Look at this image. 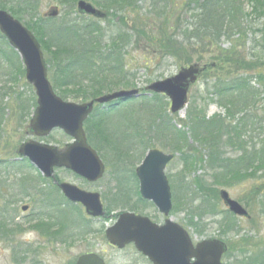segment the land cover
Instances as JSON below:
<instances>
[{
	"label": "trees",
	"instance_id": "16d2710c",
	"mask_svg": "<svg viewBox=\"0 0 264 264\" xmlns=\"http://www.w3.org/2000/svg\"><path fill=\"white\" fill-rule=\"evenodd\" d=\"M55 1L67 8V10L64 9V17L56 18L57 20L45 19L38 15L40 0H2L0 1V9L11 11L18 19L28 18L25 26L31 33L35 34L43 53L46 54L49 79L54 91L74 88V92L81 94L75 98L76 100L80 99L82 102H87L120 87L131 86L132 84L127 81L128 71H126L125 60L127 53H129L127 50L130 49L145 50L152 62L155 61L160 64L165 60L172 59L190 64L194 60L201 62L207 58L220 64L229 61L234 62L239 67V71L235 70L233 73L238 74L237 78L222 77L220 74L207 77L212 85L211 88L214 90L211 95L214 94L215 99L224 110L223 115L217 114L207 118L206 108L192 103L187 110L186 119L183 121V127L189 131L185 133L172 125V119L166 111L168 103L165 97L158 95H152L150 99L142 97L141 101L143 100L149 109L145 111L148 115L145 121L147 125L140 127V132L138 128L135 135L136 145L142 147L143 157L147 151L155 149L156 143L160 144L163 150L168 149L171 154L178 152L180 154L179 160L185 164L187 175L192 170L193 165L206 164L208 169L214 173L213 183L216 186L229 187L233 182L241 183V181L255 179L264 184V127H260V133L255 137L249 136L246 131V127H250L251 122H255V126L264 122V118L261 117V115L264 116V107L262 104H258L264 93V74L259 71L260 66L256 62L248 60L246 62L243 58L239 59L237 52L232 53L234 59H229L227 55L231 52L221 48L225 41H233L231 40L233 37H238L242 33L241 3L244 0H87L94 6L107 10L105 12L107 18L104 22L106 25L111 24L110 26H113L109 30L112 34L107 41L104 38L109 28L102 27L98 20L80 17L76 15V12L77 20L74 19L73 22L68 18L70 13L75 11V5L80 0ZM176 1L177 4L181 5L180 10L182 9L179 14L174 13ZM246 1L250 2L252 12L257 14L261 12L264 15V0ZM140 3L145 8L139 6ZM117 15L119 16L118 22L114 26L109 17L115 18ZM261 43L264 46V36ZM1 44L5 48L0 50V66L6 68L5 74L12 78L11 81L14 79L12 75L15 72L24 76L23 66L14 63V59H19L18 55L9 48L2 34H0ZM210 64L214 63L206 64L207 69ZM7 71L9 72L7 73ZM253 72L256 74L252 79L251 73ZM253 81L255 84H252ZM8 91L6 89L0 90V133L6 117L10 115L6 113L7 109H10L9 106L2 104L4 97L10 94V90ZM20 96L21 94L17 95V97ZM25 102L20 99L18 109H16V104L12 109V112L15 111L13 114L18 116L20 123L28 117L29 111L31 113L36 108L35 98L31 105H24ZM115 109L111 107L108 111L111 113ZM93 115L94 113L85 124V132L90 145L92 147L95 145L97 147L104 146V150H108L101 154L100 150L94 147L101 159L110 160L109 163L111 164L124 165V160L131 159L134 155L131 154L133 157L130 155L128 157L129 151L122 149L120 140L113 141L114 136L117 135H114L115 132L112 130L106 129L101 122L104 116H108L107 114L100 111L95 117ZM137 127L138 124L136 123L128 126L131 131ZM146 131L154 134V137L146 138L141 135L147 134ZM256 131L258 132V130ZM261 138L263 139L261 140V147L257 148L255 139L259 141ZM190 140L192 144L189 143ZM193 144L196 145L197 150L201 151H198L200 155L194 150ZM227 149L230 153L225 152ZM19 163L23 166L22 162ZM105 163L108 166V162ZM7 165L13 166L12 163L0 161V168L2 167L5 173H7ZM24 167L31 166L25 162ZM134 172L135 170L130 172V175L135 180ZM192 184L193 189L198 195H201L199 190L204 189L202 179L195 178L192 180ZM20 186L22 187L21 193L25 194L24 192H26L28 194L27 191L22 192L24 185L21 184ZM182 187V202L179 199L175 200L174 207L175 209L186 210L188 217H190L189 225H193L194 215L202 220L205 214H215L213 206L209 209H204L201 206L206 204V200L201 201L198 206H193L195 202L191 196H188L190 185H182ZM50 189L59 192L55 186ZM206 191L208 190L206 189ZM210 191L213 192L218 201L217 191L214 189ZM114 193L112 199L113 203L117 204L116 207L131 212L138 210V204L134 207L126 205L129 198H127L128 194L125 191L117 188ZM41 194L47 197L44 200V205L48 215L52 209L51 216L42 215L43 219H49L45 223L51 229L53 226L60 229H58L59 233H52L50 228L42 222L34 225L33 228L39 230L47 242L52 243L58 240L61 231L66 228V216L69 215L66 212L61 215L62 212L59 209L64 207L68 201L59 195L60 198H54L58 199V202H62L59 205L53 202L51 193L43 192ZM3 196L0 193V200H4L2 204H5L7 200L5 202V196ZM135 197H138L137 191ZM262 199L259 203L263 207L264 195ZM17 200L18 198L11 202L16 203ZM138 203L146 204L140 198ZM9 205L10 202L3 207L0 204L1 215L7 211L6 207L8 208ZM71 207V209H75V206L72 205ZM106 210L108 216L111 210L107 208ZM79 214L77 219L83 217L81 211ZM225 214L229 215L227 212ZM229 216L233 217V220H227L224 223L220 236L222 233L224 235L233 233L239 236L242 231L236 223L237 218L233 215ZM54 217L56 220L53 222ZM11 219V216L5 217L3 215L0 217V238L4 240L10 239L16 231L15 228L7 225ZM249 224L251 223L249 222ZM193 226L196 227V225ZM82 229L84 228L82 227ZM17 231L20 232L21 228ZM250 239L248 234H244L238 240L229 243L227 245L228 251L223 258H233L235 264H264V245L252 252ZM22 261L23 259L16 255L13 262L22 264Z\"/></svg>",
	"mask_w": 264,
	"mask_h": 264
},
{
	"label": "rangeland",
	"instance_id": "374dc122",
	"mask_svg": "<svg viewBox=\"0 0 264 264\" xmlns=\"http://www.w3.org/2000/svg\"><path fill=\"white\" fill-rule=\"evenodd\" d=\"M177 1L174 4L175 14H179V12L182 10H180L181 5L177 4ZM6 5H8V3H6ZM241 5L243 13L241 19V23L243 24L242 33H240L238 37H233L231 39L233 41H225L221 48L224 51L228 50L231 52L227 55L229 59H234L232 53L237 52L239 59L243 58V60L246 62L247 60L256 62L257 65L260 66L259 71L264 74V46L261 43V40L264 36V15L261 12L259 14L252 12L251 4L246 0L242 1ZM53 6L58 7L61 12L57 19L64 17V9L67 10V8L64 6L62 7L55 0H40L38 15L42 16L49 8ZM139 6L143 5L140 3ZM143 7L145 8V6ZM8 8H10L9 5ZM189 8L191 9L192 7L190 6ZM98 9L102 10L103 12L107 11L102 8ZM5 11L8 14H11L18 22L22 23L23 25H25L28 21L27 17L18 19L11 11ZM75 12L76 9L74 12L70 13V16L68 17L73 22L75 21L74 19L77 20V13L75 15ZM118 17V15L115 18L109 17V19L113 21L112 25L115 26V24L118 22L116 21ZM105 23L106 22L104 21H99V24H101L102 27L109 28L107 29L104 38V40L107 41L112 34V32L109 30H111L110 28L113 26H110L111 24H107V26ZM4 48L5 47L1 44L0 50H3ZM127 51H129L125 58L127 67L126 71H128L127 81H129V84L132 85L125 88L126 90L131 88L143 90L152 84V82L173 77L181 69L186 68L193 63L198 64V66L201 68L211 62L214 63L207 70H204L203 74L199 76V80L196 82V84L190 88L187 99L188 106L185 107L183 112L172 115L169 112V101L165 98L168 103L166 111L172 119V125L176 126L177 129L185 133L188 131L187 128L185 129L183 127V121H185L187 110L192 105V103L206 108L205 110L207 118L217 114H224V110L220 107L217 99H215L214 94L211 95L214 90L211 88L212 85L210 84L207 77L220 74L222 77L237 78L238 74L233 73L235 70L238 72L239 67L235 65L234 62L232 63L229 61L225 62L224 64H220L210 60V58H207L201 60V62H196L194 60L190 64H185L184 62L182 63L175 59L165 60L160 64L155 61L152 62V59L145 50L136 51L130 49ZM14 63L22 65L20 59H14ZM5 70V67L0 66V90H10V94L5 96L2 101V104H7L9 106L10 109H7L6 113L10 115L6 117L5 124L3 125L2 131L0 133V161L12 163L13 166L9 167V165H7V173L4 172L2 167L0 168V193L5 196H3L5 198V202L7 200L5 204H2L4 200H0V204L3 207L4 205L8 204V202H10L11 206L9 205L8 208L6 207L7 211H4L3 215L5 217H12L7 225L11 226V228H15L16 231L8 240L0 238V264H16L13 262L16 255H18V258L23 259L22 264H33L34 262V264H66L75 260L77 256L85 253H98L109 264H151L139 253H137V251H135L132 246H128L122 251H115L110 248L108 242H106L104 239L105 229L114 224L115 216L121 212L129 211L127 209L125 210L121 209L120 207H116L117 204L113 203L112 196H114V191L117 188H120L121 190L125 191L126 194H128L127 198H129V200L126 204L127 206L134 207L138 204V210L134 211L135 214L137 213L148 217L157 225L163 224L165 220L162 214L156 208H154L151 203L147 202L145 205L138 203L139 198L135 197V192L139 188L138 182H136V179L134 180V178L130 175V172L134 171L144 158L142 155V147L136 145L135 135L138 128L140 132V127L147 125L145 121L148 115L145 111H147L149 108L145 106V102H143V100L141 101L140 98L133 99L130 102L116 107V109L111 113L109 111H104V108L101 107L100 109H97L96 111L98 112H94L93 115L95 117V115L100 113V111L108 115L103 117L101 120L102 124L106 129H110L115 132L114 135L117 136H114L113 141L116 139L120 140L122 149L124 151H129L128 157L129 155L133 157L131 155L133 154V158L124 160V165H116L115 163L111 164L109 163L110 160L107 161L102 159L104 163L108 162V166L105 163L106 171L103 175V179L93 185L85 182L84 179L78 178L72 172L68 173V171L65 169L56 170L53 178L50 180V184L48 185V183L44 182L41 177H38L39 174H36V171H34L35 168H25L23 167L25 163H21L23 165L21 166L19 162H25L24 160L16 161V149H18L23 143L33 140L45 145H51L58 150H65V147L72 140L70 137H66L60 129L53 130L46 138H36L30 133L28 128L30 116L33 113V110L31 113L29 111L28 117H26L24 121L21 123L19 122L18 116L13 114L15 111L12 112L13 107L16 104V109H18L17 106L20 102V99L24 102H27L23 103L24 105H31L36 96H34L35 94L33 88L27 85L25 81V75L20 76L15 72L12 75L14 79L11 81L12 78L5 74ZM8 72L9 71H7V73ZM255 74L256 72L251 73L252 79ZM207 84L209 86H206ZM252 84H255V82L253 81ZM74 90V88L61 90L58 89L55 91V93L66 102H82L80 99H75L81 94L74 92ZM113 92H116V90ZM18 94H21V96L17 97ZM64 94L66 95L65 97ZM144 97L150 99L151 95H145ZM261 97L262 98L258 104H262L264 107V93ZM261 117L264 118L262 115ZM132 123L138 124V127L133 131L128 128V126L132 125ZM85 124L86 123H84V126ZM249 125L250 127L247 126L246 131L249 136L251 135L255 137L260 133V127H264V122H261L260 125L257 124L256 126L255 122H251ZM256 130H258V132ZM141 135L145 136L146 138H151V136L154 137V134L149 132H147V134L143 133ZM125 137L127 138L125 139ZM261 140L263 139L261 138L259 141L255 139L257 148L261 147ZM189 143L192 144V141L190 140ZM94 147L98 148L101 154L103 151H108L104 150V146L97 147L95 145ZM193 147L197 153L200 151L196 149L197 147L195 144H193ZM155 148L161 150L164 153H170L168 149L163 150L160 144L156 143ZM228 150L229 149H227L225 152L230 153ZM175 154L176 157L174 161L168 164L165 170V176L168 178L172 193L171 197L173 208L169 214L171 220L182 228H185L194 243L212 238L219 239V237H221V240H224L228 245L229 243L238 240L241 235L243 236L244 234H248V236L251 238V251L255 252L258 250V248H262L264 245V206L262 207L259 202L263 200V182L255 179L252 181H241V183L233 182V184H231L229 187H224L222 185L216 186V184L213 183L215 179L214 173L208 169L206 164H198L197 166L193 165L191 167L192 170L187 175L185 164L179 160L180 154L178 152ZM198 154L200 155V153ZM26 162L28 161L26 160ZM183 175L184 177H182ZM195 178L202 179L204 189L199 190L201 195H198V193L193 189L194 186L192 184V180ZM61 182H67L70 184L72 183L78 186L80 189L99 193L104 208L111 210V212L108 216L106 215L103 220L100 219L91 221L89 219L86 221L83 219L85 218L83 211V217L77 219V217L80 215L78 209L73 210L68 205H65L64 207L62 206L59 209L60 212H62L61 215H64L65 212L69 215L66 216V219L68 220H66V228L61 231V235L58 237L57 241L49 243L44 238V236L40 234L39 230H34L33 226L42 222L50 228L52 233H59L58 229L60 228L57 229L53 226L54 228L52 227L51 229V227L45 223L48 222L49 219H43L42 215L47 214V210L45 209L46 206L44 205V200L47 197L43 196L41 193H51L53 199L57 197L60 198L59 192L51 190L48 187L52 185L54 186V184L58 186L61 184ZM21 184H24V190L22 192L27 191L28 194H26V192H24L25 194L21 193ZM185 184L187 186L188 184L190 185L188 196L193 198L195 202L193 206H198L200 205L201 201L206 200V204L201 206L204 209H209L211 206H213L215 210V214L203 215L204 217L202 220H200V217L194 215L192 223L193 225H196V227H194L192 224L189 225L190 217H188L185 209H175L174 207L175 200L179 199L180 202H182V185L186 186ZM206 189L208 191H206ZM211 189L216 190L217 195L219 194L220 190H225L229 194L230 198L234 199L247 209L250 215L249 220L235 217L237 218L236 223L238 226H240L242 231L239 236L234 235L233 233L229 235H224L222 233V236H220V232L224 227V223L227 220L232 221L233 217L225 214V212H227L226 207L220 201L219 195V200H216L215 195H213V192L210 191ZM17 198L18 200L17 202L15 201L16 203L11 202ZM57 200L58 199H54L53 202L60 205L62 202H58ZM25 205L29 206V208L26 212H22L21 207ZM51 212L52 209L49 212L50 214L47 215L51 216ZM1 214L2 209H0V217H3ZM55 220L56 218L54 217L52 221L54 222ZM249 222L251 224H249ZM20 228L21 231L18 232L17 230ZM223 263L235 264V259L224 258Z\"/></svg>",
	"mask_w": 264,
	"mask_h": 264
},
{
	"label": "water",
	"instance_id": "95a60500",
	"mask_svg": "<svg viewBox=\"0 0 264 264\" xmlns=\"http://www.w3.org/2000/svg\"><path fill=\"white\" fill-rule=\"evenodd\" d=\"M77 9L82 15L104 17L99 10L85 1H79ZM49 10L44 17L58 16L59 10L56 7ZM0 34L6 38L10 48L19 55L25 68L26 82L33 87L37 97L36 109L28 127L30 133L35 137H47L53 130L60 129L67 137L73 139V143L67 145L65 150L28 141L18 148V156L29 160L46 179L52 177L54 167H63L91 183L102 179L103 163L92 147H89L83 123L89 118L95 105L109 104L114 100H131L139 97L140 92L136 89L120 90L87 103L65 102L54 94L48 80L47 65L35 36L2 10H0ZM205 68L199 67L198 64L190 65L181 69L172 78L153 82L145 88V91L167 97L172 114L181 112L187 104L190 86L194 85ZM145 155L135 171L140 198L151 202L164 217H167L172 204L170 186L164 171L174 156L164 154L157 149ZM59 189L67 201L81 204L88 216L104 217L99 194L79 190L76 186L67 183H61ZM219 194L230 214L249 218L246 210L235 200H231L226 191L220 190ZM26 210L27 207L22 208V211ZM105 231V238L111 246L123 249L133 244L135 250L152 264H223L222 256L227 251L225 243L216 239L202 240L194 245L187 231L171 219L166 220L163 225H156L150 219L130 212L120 214L116 223ZM75 264L104 263L98 255L85 254L79 257Z\"/></svg>",
	"mask_w": 264,
	"mask_h": 264
},
{
	"label": "flooded vegetation",
	"instance_id": "af4514ba",
	"mask_svg": "<svg viewBox=\"0 0 264 264\" xmlns=\"http://www.w3.org/2000/svg\"><path fill=\"white\" fill-rule=\"evenodd\" d=\"M75 262H76V260H75ZM75 262H73L72 264H75ZM104 263L109 264L108 262H105V261H104Z\"/></svg>",
	"mask_w": 264,
	"mask_h": 264
}]
</instances>
